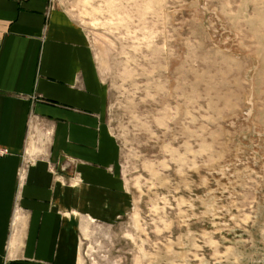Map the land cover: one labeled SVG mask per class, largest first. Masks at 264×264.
Segmentation results:
<instances>
[{
    "label": "rangeland",
    "instance_id": "rangeland-1",
    "mask_svg": "<svg viewBox=\"0 0 264 264\" xmlns=\"http://www.w3.org/2000/svg\"><path fill=\"white\" fill-rule=\"evenodd\" d=\"M92 51L129 200L81 264H264V0H51Z\"/></svg>",
    "mask_w": 264,
    "mask_h": 264
},
{
    "label": "crops",
    "instance_id": "crops-1",
    "mask_svg": "<svg viewBox=\"0 0 264 264\" xmlns=\"http://www.w3.org/2000/svg\"><path fill=\"white\" fill-rule=\"evenodd\" d=\"M106 105L64 11L0 0V264H81L82 219L124 212Z\"/></svg>",
    "mask_w": 264,
    "mask_h": 264
},
{
    "label": "bare ground",
    "instance_id": "bare-ground-1",
    "mask_svg": "<svg viewBox=\"0 0 264 264\" xmlns=\"http://www.w3.org/2000/svg\"><path fill=\"white\" fill-rule=\"evenodd\" d=\"M5 152V151H4Z\"/></svg>",
    "mask_w": 264,
    "mask_h": 264
}]
</instances>
